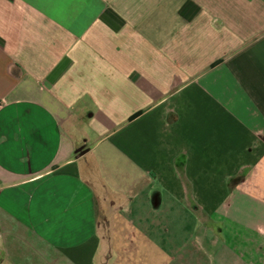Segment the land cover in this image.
Listing matches in <instances>:
<instances>
[{
  "label": "crops",
  "instance_id": "0c3cea01",
  "mask_svg": "<svg viewBox=\"0 0 264 264\" xmlns=\"http://www.w3.org/2000/svg\"><path fill=\"white\" fill-rule=\"evenodd\" d=\"M149 216L159 264H264V0H0V264H126Z\"/></svg>",
  "mask_w": 264,
  "mask_h": 264
},
{
  "label": "rangeland",
  "instance_id": "374dc122",
  "mask_svg": "<svg viewBox=\"0 0 264 264\" xmlns=\"http://www.w3.org/2000/svg\"><path fill=\"white\" fill-rule=\"evenodd\" d=\"M148 218V226H146L144 230V235L154 245L150 243L146 248H139L138 252L134 251L132 253H128L126 248L123 250L122 247H118V250L115 249L118 253L117 256L120 255V258L127 261L126 264H159L160 262L165 261L169 256L173 255L176 251L182 249L185 251L184 245L190 238L191 234L188 228L189 222L186 217L178 216L177 224L174 225V223H172L168 227L169 231L167 232L155 227L152 216H149ZM131 256H134V259L136 258L134 263H130L129 261Z\"/></svg>",
  "mask_w": 264,
  "mask_h": 264
}]
</instances>
